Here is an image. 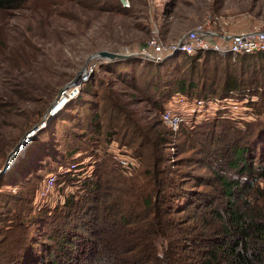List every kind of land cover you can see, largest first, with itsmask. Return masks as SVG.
Wrapping results in <instances>:
<instances>
[{"label":"trees","instance_id":"obj_1","mask_svg":"<svg viewBox=\"0 0 264 264\" xmlns=\"http://www.w3.org/2000/svg\"><path fill=\"white\" fill-rule=\"evenodd\" d=\"M30 2L0 0V10L24 9ZM66 2L96 11L129 12L120 0H53L50 14L60 13ZM145 62V70L153 75L148 88L135 84L134 72L129 74L131 84L158 108L179 94L190 100L218 99L224 105L213 111L210 105L195 107V113L177 107L186 118L179 132L225 123L241 134V141L233 138L214 149L217 152L208 150L214 162L206 163L212 176H197V181L212 192L187 186L191 178L181 177L180 168L160 149L159 144L170 143L166 133L150 135L109 91L101 97L102 115L109 117L104 138L100 106H87L82 127L77 122L68 129L69 141L57 139L55 131L56 138L43 144L41 139L42 152L24 166L25 179L10 177L19 159L4 171L7 181L2 180L4 172L0 175V264H264V52L236 58L215 52L180 53ZM250 95L259 97L253 105L241 98ZM228 98L238 100L234 101L237 111L225 101ZM81 102L75 106L77 114H81ZM114 140L131 150L112 149ZM135 144L138 147L133 148ZM103 145L107 146L99 156ZM148 146L152 150H145ZM93 156H97L95 162L90 161ZM127 157L131 164L123 167L121 161ZM51 160L57 162L54 167ZM136 160L144 169L133 168ZM41 162L42 171L55 170L50 173L64 184L63 190L71 185L78 189L63 193L64 200L54 206L38 210L30 206L27 195L35 190L28 181L30 175L39 177ZM132 169L135 173L127 177ZM139 178L145 179V186L138 190ZM111 179H122L119 182L126 187L134 183L139 196L132 188L130 192L120 189ZM12 184L23 195L7 191V198L3 196L2 186ZM110 190L125 197L117 194L100 205ZM131 196H135L134 205L125 201ZM14 203L17 208L10 207Z\"/></svg>","mask_w":264,"mask_h":264},{"label":"rangeland","instance_id":"obj_2","mask_svg":"<svg viewBox=\"0 0 264 264\" xmlns=\"http://www.w3.org/2000/svg\"><path fill=\"white\" fill-rule=\"evenodd\" d=\"M52 1L32 0L24 9L0 10V170L10 163L12 152L19 148L28 133H32L36 128L31 134V141L18 155L17 151L12 155V157L17 155L12 163L18 162V159L20 162L13 168L11 179H25V174L22 173L26 168L24 166L30 164L32 156H36L35 153L42 152L43 143L58 135L57 139L67 142L68 129L74 128L73 123H80L78 128L82 127L87 116V106L91 108L100 106L104 121L102 132L104 138L109 117L102 115L101 107L104 103L101 97L112 91L128 114L146 127L150 135L166 133L170 143L159 144L160 149L170 156L174 166L180 168L181 177L191 178L187 186L195 190L212 192L211 187L201 185L197 181V176L204 178L212 176L206 163L214 162H210V153L207 152L209 149L217 152L214 149L233 138L241 141V134L227 128L225 123L216 127L215 125L204 127L193 133L186 130L179 132L181 128L177 131L170 129L162 118V112L170 106L169 101H165L164 108H158L156 102L147 101L134 89L129 74L134 72L135 84L140 89L148 88L147 84L152 80L153 75L147 72L146 59L135 52L152 37L156 36L165 42H170L197 25L209 21L214 23L217 31L263 29L264 0H130L131 7L125 14L106 8L104 11H96L77 3L66 2L60 6V13L51 15ZM103 50L130 54V56L113 60L90 59ZM114 64H116L115 71L112 69ZM85 71L88 73L85 74ZM60 90H66L67 99L62 104L63 96L58 97ZM79 98L84 99L78 101ZM241 98H245L244 103L249 102L251 105L259 100L256 95ZM233 100L238 101L235 98ZM80 101L83 107L81 114H77L75 106ZM56 105H60L58 110H55ZM208 107L209 111H213L211 106ZM114 141L110 144L118 150L120 148L131 150L119 145L120 141ZM37 144L41 145L36 147ZM106 146L103 145L104 148L99 151V156L103 154ZM133 146V148L138 147L137 144ZM145 150L152 149L148 146ZM30 152H32L31 156ZM96 159L97 156H93L90 161L95 162ZM51 162V165L57 163L54 160ZM182 163L184 165L179 166ZM37 166L41 168L39 177L34 178L30 175L28 181L35 189L32 194L27 195L30 206L33 204L38 210L54 206L56 202L64 200L63 193L77 191V185L68 186L63 190L64 184L56 182L51 191L52 199L42 198L44 196L41 188L51 174L50 171L55 170L42 171L45 168L43 162ZM89 168H93V165ZM133 168L142 170L143 166L139 160H136ZM134 169L127 177H132L131 175L135 173ZM3 175L2 180L7 181V175L5 173ZM110 181H114V185L118 183L120 189H124L125 192H130L129 189L134 184L131 183L126 187L119 182L122 179ZM144 182V178H139L138 190L140 185L145 186ZM2 187L3 196L7 195V191L18 197L22 194H19L20 188L14 184ZM138 190L134 191L132 188L131 192L139 196ZM117 194L124 196L122 192L116 193L112 190L109 195L106 193L102 197L100 205L118 197ZM125 201L134 205L135 196L126 198ZM10 207L17 208V203ZM182 216L184 217L185 214Z\"/></svg>","mask_w":264,"mask_h":264},{"label":"built area","instance_id":"obj_3","mask_svg":"<svg viewBox=\"0 0 264 264\" xmlns=\"http://www.w3.org/2000/svg\"><path fill=\"white\" fill-rule=\"evenodd\" d=\"M121 4L125 8L131 7L130 0H120ZM215 52L223 55L231 54L237 57L240 54H255L264 52V29L253 28L248 30H241L237 32H228L223 29L217 31L212 21L204 22L197 25L195 28L189 30L186 34H183L179 38L165 42L159 37L150 38L142 47L135 53L142 56L143 59L153 60L160 62L170 56L176 54L185 53L188 55H195L199 53ZM88 73L85 71V74ZM86 78V76H85ZM66 90H64L60 97H62V103L67 99ZM227 103L233 104L231 107L234 111H237L238 105L234 103L233 98H228ZM174 101V103L172 102ZM169 105L163 112L162 118L164 123L172 130L177 131L181 128L185 122V115L179 111V108H188L187 111L195 113L197 108H203L206 104L210 105L214 109L220 105L224 106L219 102L218 99L211 101L207 100H190L184 95H176L172 98ZM60 105H56L55 110H58ZM34 130L32 131V133ZM28 133L22 145H20L17 154L31 141V134ZM111 148L119 151L118 148L111 145ZM131 159L127 157L121 161L123 167H128L131 164ZM57 176L50 174L46 179L44 186L41 188V193L44 197H50L52 189L56 185ZM52 199V197H50ZM47 199V198H46Z\"/></svg>","mask_w":264,"mask_h":264},{"label":"water","instance_id":"obj_4","mask_svg":"<svg viewBox=\"0 0 264 264\" xmlns=\"http://www.w3.org/2000/svg\"><path fill=\"white\" fill-rule=\"evenodd\" d=\"M177 55V54H176ZM130 56V54H123V53H118V52H113V51H106V50H103V51H100V52H98V53H96V54H94L93 56H91L90 57V59H93V58H108V59H123V58H127V57H129ZM77 79V78H76ZM64 90H60V92H59V95H58V97L62 94V92H63ZM36 128H34L33 130H35ZM18 148V147H17ZM16 148V150L15 151H18L19 150V148L17 149ZM15 151H13L12 152V154L10 155V158H9V160H11L10 161V163H8V164H6L1 170H0V175L4 172V171H6V169H8L9 167H10V165L12 164V162L14 161V158L15 157H12V155L15 153ZM17 156V155H16Z\"/></svg>","mask_w":264,"mask_h":264},{"label":"bare ground","instance_id":"obj_5","mask_svg":"<svg viewBox=\"0 0 264 264\" xmlns=\"http://www.w3.org/2000/svg\"><path fill=\"white\" fill-rule=\"evenodd\" d=\"M17 155H18V154H17ZM16 157H17V156H15V158H14V159H16ZM5 172H6V171H5ZM5 172H4V173H5Z\"/></svg>","mask_w":264,"mask_h":264},{"label":"crops","instance_id":"obj_6","mask_svg":"<svg viewBox=\"0 0 264 264\" xmlns=\"http://www.w3.org/2000/svg\"><path fill=\"white\" fill-rule=\"evenodd\" d=\"M236 58V57H235Z\"/></svg>","mask_w":264,"mask_h":264}]
</instances>
